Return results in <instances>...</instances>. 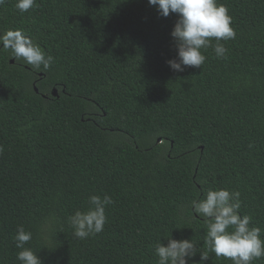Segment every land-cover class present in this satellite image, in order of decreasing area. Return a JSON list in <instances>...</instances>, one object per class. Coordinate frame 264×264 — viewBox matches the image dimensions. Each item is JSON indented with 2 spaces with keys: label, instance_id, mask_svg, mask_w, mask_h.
I'll list each match as a JSON object with an SVG mask.
<instances>
[{
  "label": "trees",
  "instance_id": "16d2710c",
  "mask_svg": "<svg viewBox=\"0 0 264 264\" xmlns=\"http://www.w3.org/2000/svg\"><path fill=\"white\" fill-rule=\"evenodd\" d=\"M220 2L235 39L182 72L168 64L178 15L148 0L0 6V33L21 29L54 57L35 70L0 46V264H20V225L42 264H158L166 237L232 264L208 250L190 208L209 188L239 191L264 239V0ZM105 194L103 231L75 237L69 216Z\"/></svg>",
  "mask_w": 264,
  "mask_h": 264
},
{
  "label": "clouds",
  "instance_id": "9594fccd",
  "mask_svg": "<svg viewBox=\"0 0 264 264\" xmlns=\"http://www.w3.org/2000/svg\"><path fill=\"white\" fill-rule=\"evenodd\" d=\"M7 0H0V6ZM156 6L159 14L167 17L171 13L178 15V20L171 36L177 48V57L168 64L177 72L186 67L200 68L206 56L202 50L214 49L218 58H223L227 48L221 41L235 39L236 32L232 26V16L226 4L220 0H148ZM37 6V0H16V9L23 13ZM213 39L216 41L212 43ZM0 46L8 51L12 58L23 61L32 69L47 70L54 62V57L46 54L44 49L21 29H10L0 33ZM251 147V146H250ZM111 196L105 194L91 195L87 210H76L69 216L68 222L73 228V235L86 239L103 231L107 221L106 207L111 205ZM194 215L204 218L206 234L204 243L215 257H223L232 264H253L257 259H264V239L258 226L250 227L251 218L241 215L240 193L227 188H209L203 199H193L190 204ZM168 238L155 247L158 264H188L192 257L200 253V262L204 264L209 255L199 251L192 239ZM32 239V232L23 225L18 226L14 237L17 260L20 264H42L40 257L31 248L25 247Z\"/></svg>",
  "mask_w": 264,
  "mask_h": 264
},
{
  "label": "water",
  "instance_id": "95a60500",
  "mask_svg": "<svg viewBox=\"0 0 264 264\" xmlns=\"http://www.w3.org/2000/svg\"><path fill=\"white\" fill-rule=\"evenodd\" d=\"M12 62H14V60H12ZM37 90V89H36ZM38 91V90H37ZM57 94V90H55L54 91V95H56Z\"/></svg>",
  "mask_w": 264,
  "mask_h": 264
}]
</instances>
